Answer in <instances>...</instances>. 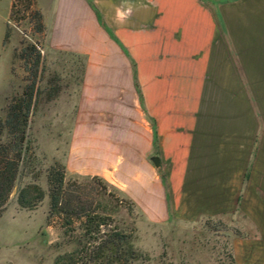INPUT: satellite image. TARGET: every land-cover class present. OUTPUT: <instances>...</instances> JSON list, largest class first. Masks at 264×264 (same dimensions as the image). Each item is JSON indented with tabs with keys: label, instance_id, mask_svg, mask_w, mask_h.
<instances>
[{
	"label": "crops",
	"instance_id": "1",
	"mask_svg": "<svg viewBox=\"0 0 264 264\" xmlns=\"http://www.w3.org/2000/svg\"><path fill=\"white\" fill-rule=\"evenodd\" d=\"M36 6L47 47L85 63L65 171L100 177L153 223L239 207L257 232L236 241L237 264H264V0Z\"/></svg>",
	"mask_w": 264,
	"mask_h": 264
},
{
	"label": "rangeland",
	"instance_id": "2",
	"mask_svg": "<svg viewBox=\"0 0 264 264\" xmlns=\"http://www.w3.org/2000/svg\"><path fill=\"white\" fill-rule=\"evenodd\" d=\"M10 9L11 0H0V118L4 117L8 102L19 96L28 84L23 61L17 57L21 39L41 49L44 69L38 82L43 92L27 129L31 154L21 166L0 216V264H52L56 256L72 250L74 242L63 235L58 217L47 219V169L56 161L65 164L85 63L78 54L48 48L47 30L35 33L26 16L10 22V36L3 43ZM52 85L58 87V92L48 101L45 91ZM262 151L264 130L261 128L257 184L263 177ZM64 182H77L93 199V205L109 213L119 228L133 234L134 247L146 257L132 264H237L236 241L257 232L256 225L250 227L239 207L215 216L201 215L195 220L170 217L165 222L153 223L129 198L100 177L65 171ZM28 183L38 184L45 193L43 200L32 209L21 208L16 202L18 189Z\"/></svg>",
	"mask_w": 264,
	"mask_h": 264
},
{
	"label": "trees",
	"instance_id": "3",
	"mask_svg": "<svg viewBox=\"0 0 264 264\" xmlns=\"http://www.w3.org/2000/svg\"><path fill=\"white\" fill-rule=\"evenodd\" d=\"M25 16L35 33L46 30L36 0H11L3 43L10 36V22ZM20 43L17 57L23 61L28 84L19 96L8 102L4 117L0 118V216L20 175L21 166L30 157L31 140L27 129L33 108L43 92L38 86L44 69L41 49L25 39ZM57 92L58 87L52 85L45 91V99L52 100ZM64 177L65 168L60 162H54L47 169V219L58 217L63 235L72 239L74 247L56 256L52 264H132L144 259L146 256L133 245V234L119 228L109 213L93 205V199L77 182L64 184ZM44 196L38 184L28 183L18 189L16 202L21 208L32 209Z\"/></svg>",
	"mask_w": 264,
	"mask_h": 264
},
{
	"label": "water",
	"instance_id": "4",
	"mask_svg": "<svg viewBox=\"0 0 264 264\" xmlns=\"http://www.w3.org/2000/svg\"><path fill=\"white\" fill-rule=\"evenodd\" d=\"M151 160L153 161V163L155 164L156 167H159V158L158 157L153 156L151 158Z\"/></svg>",
	"mask_w": 264,
	"mask_h": 264
}]
</instances>
